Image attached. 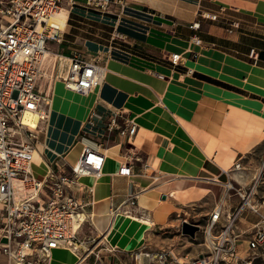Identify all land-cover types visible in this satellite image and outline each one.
I'll return each mask as SVG.
<instances>
[{
	"label": "crops",
	"instance_id": "crops-1",
	"mask_svg": "<svg viewBox=\"0 0 264 264\" xmlns=\"http://www.w3.org/2000/svg\"><path fill=\"white\" fill-rule=\"evenodd\" d=\"M62 8L61 41H47L50 58L42 62L36 81L37 92L52 99L35 142L47 170L37 173L31 166L32 172L40 177L55 166L69 172L85 146L104 152L101 179L94 184L79 177L81 185L72 188L85 216L77 235L83 243L73 264H151L143 254L135 257L143 249L159 250L146 242L151 226L136 231L126 222L119 233L100 232L92 218L96 196L108 198L111 212L140 217L138 212H144L142 217L159 223L171 210L162 204L165 200L158 201L163 185L150 188L151 178L171 177L167 187L193 179L224 188L228 183L240 189L249 185L255 170L242 171V165L257 156L264 142V0H109L105 7L96 0H64ZM199 11L217 18H202ZM231 20L240 24L229 32ZM195 21H200L197 30L190 27ZM55 43L59 51L52 50ZM75 51L104 69L101 83L88 94L63 83ZM172 54L180 55L176 64ZM116 113L120 125L137 124L132 144L117 129H108ZM125 162L131 166L129 176L118 173ZM141 192L156 200L150 210L138 206L139 197L136 206L130 203V196ZM213 197L215 205L224 204L223 211L240 203L233 192L227 205L225 197ZM239 220L245 226L241 232H247L258 217ZM178 236L192 239L181 231ZM93 239L101 243L87 253ZM169 248L187 257L180 256L177 246ZM0 264H7L1 251Z\"/></svg>",
	"mask_w": 264,
	"mask_h": 264
},
{
	"label": "built area",
	"instance_id": "built-area-1",
	"mask_svg": "<svg viewBox=\"0 0 264 264\" xmlns=\"http://www.w3.org/2000/svg\"><path fill=\"white\" fill-rule=\"evenodd\" d=\"M63 1L0 0V251L7 257V264H49L52 250L60 246L78 250L83 243L77 235L85 220L80 215L84 205L72 194V188L81 185V174L101 176L105 160L104 152L85 146L79 159L69 165V172L55 166L38 178L31 169L39 125L48 118L36 81L48 52L47 41H61L62 29L48 22L61 10ZM96 2L105 7L109 0ZM199 15L217 18L216 13L208 11H199ZM239 24L238 20L229 21L228 31ZM190 27L197 30L200 21ZM193 40L200 43L196 36ZM250 57L256 60L254 50ZM171 60L176 64L180 55L172 54ZM69 61L64 86L88 94L97 85L102 67L78 51L71 54ZM117 116L109 118L108 129H117L132 144L137 124L130 120L120 125ZM240 166L236 163L234 167ZM118 173L129 176L131 166L123 163ZM225 187L233 188L230 183ZM238 194L240 203L235 208L223 211V205L217 204L206 227L197 224L199 230L192 239L202 234V253L187 258L177 256L171 248L143 249L135 257L143 254L151 264H251L255 253L264 248V212L252 200L253 187L239 189ZM135 199L137 194L130 196V203L134 204ZM245 210L256 215L258 221L250 231L240 233L236 223ZM88 241L92 248L87 253L101 243ZM108 250L112 252L114 248L109 246ZM95 257L99 260L97 253Z\"/></svg>",
	"mask_w": 264,
	"mask_h": 264
},
{
	"label": "rangeland",
	"instance_id": "rangeland-1",
	"mask_svg": "<svg viewBox=\"0 0 264 264\" xmlns=\"http://www.w3.org/2000/svg\"><path fill=\"white\" fill-rule=\"evenodd\" d=\"M52 50L59 51L57 44L52 46ZM136 142L138 143L139 141L137 140ZM256 154L257 156H255L254 158H252L251 156L247 158V163L242 165V171H249L253 169L255 170V174L257 175L258 170L262 167V173H260L258 178H256L255 175L248 186H244V188L240 189L237 188L238 185L236 184L234 188L228 190V193H235L239 200V189L244 191L250 190L253 187L252 200L255 204L258 205L261 212H264V142H262V144L256 151ZM45 174L46 172L42 174V176L38 177L42 178ZM151 175L153 176V174ZM150 180V188L155 187L156 185H160V183L163 185L161 188H159V192L163 193L157 196L158 201L161 202V199L162 201L165 200L162 204H165V206L169 207L168 210L171 211L170 213L169 211H166L167 215H165L163 219H159V223H154L153 225H151L147 232L148 236H146L145 234V238L147 239L146 242L150 243L151 247H154L155 249L177 246L180 256L186 255L188 258L197 256L199 252L205 250V247L201 245L202 234H199L196 239H191L190 242L188 240H184L183 238L178 236L179 232L181 231V222L183 220H188L190 222L206 227L210 212H212V210L216 206L212 193H208L202 199H197L193 202L185 203L178 198L169 196L166 190H163L164 187H167V185H169L166 183L171 180V177L161 176L157 180L154 178H151ZM239 186H241V184ZM228 193L225 195V199L228 198ZM136 202L137 201L135 199L133 206H136ZM227 204L228 201L226 199V205ZM138 213L141 216L144 215V212ZM241 216L247 217V219H253L254 217V215L248 210H245ZM146 217L151 218L150 212L149 214L147 212ZM239 221L236 223V231L241 233L242 229L245 228V226L240 225ZM241 255H244V253ZM251 264H264V248H261L255 253L254 259L252 260Z\"/></svg>",
	"mask_w": 264,
	"mask_h": 264
},
{
	"label": "bare ground",
	"instance_id": "bare-ground-1",
	"mask_svg": "<svg viewBox=\"0 0 264 264\" xmlns=\"http://www.w3.org/2000/svg\"><path fill=\"white\" fill-rule=\"evenodd\" d=\"M65 18H66V11L64 8L49 20L48 24L51 25L53 28H60L63 29L65 27ZM50 58L49 52L46 53V59ZM63 59V58H62ZM104 76V69L101 68L99 71L98 83H101V80ZM44 105H48L47 109L49 113L52 110V99L44 96ZM55 154L59 153L56 149L50 148ZM32 166L35 172L40 173L43 170H47V165L38 154L37 151L33 152V160ZM262 168V167H261ZM256 175V178L259 177L261 170ZM81 179H92L94 184L96 181L101 179V176H96L93 173H84L80 176ZM211 185H207L203 183V181L199 180H192L189 183H175L168 187H164L163 190H166L168 195L178 198L185 203L192 202L201 198L203 194L207 195L209 192L215 196L216 200H221L225 197L228 193L227 188L223 186V184L215 182L210 183ZM210 186V187H209ZM137 197H139V205L141 208L145 210H150L156 203V200H150V196L144 194L143 192L138 193ZM81 218L84 217L83 214H80ZM157 217H162L163 213L160 214V211L156 213ZM92 218L100 230V232H105L111 230V233H119L122 228L123 224L128 222V224L133 227L136 231H140L143 227H148L154 224L153 220L149 218H144L140 216H136L134 214L128 213H114L111 212L109 208V200L101 196L100 194L96 196L94 201V211L92 213ZM79 259L77 253L69 246H60L56 248L51 258L52 264H73Z\"/></svg>",
	"mask_w": 264,
	"mask_h": 264
},
{
	"label": "water",
	"instance_id": "water-1",
	"mask_svg": "<svg viewBox=\"0 0 264 264\" xmlns=\"http://www.w3.org/2000/svg\"><path fill=\"white\" fill-rule=\"evenodd\" d=\"M198 230H199V226L197 224L190 223L188 221H183L181 223L182 234L187 235L190 238H194Z\"/></svg>",
	"mask_w": 264,
	"mask_h": 264
}]
</instances>
